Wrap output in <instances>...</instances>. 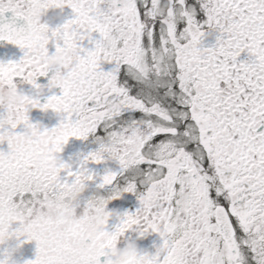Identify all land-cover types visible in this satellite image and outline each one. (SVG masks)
I'll use <instances>...</instances> for the list:
<instances>
[{
    "label": "snow or ice",
    "instance_id": "1",
    "mask_svg": "<svg viewBox=\"0 0 264 264\" xmlns=\"http://www.w3.org/2000/svg\"><path fill=\"white\" fill-rule=\"evenodd\" d=\"M65 7L71 18L54 26L33 21ZM8 12L24 26L5 22ZM50 40L53 54L76 52L59 73L47 64ZM0 41L23 52L0 63V84L20 77L38 97L37 78L51 72L47 87L60 90L43 104L25 96L15 115L0 109V245L5 233L34 241L27 264H113L110 250L135 231L161 243L129 264H264V0H0ZM30 108L59 122L41 130ZM90 137L97 147L75 171L30 165L33 154L59 159L70 139ZM110 144L120 148L118 172L96 183L87 165L109 161L96 151ZM81 177L94 185L89 195L110 187L113 200L134 195L137 209L107 231L111 212L90 217L88 195L83 215L58 207L54 197ZM93 227L98 241L82 248Z\"/></svg>",
    "mask_w": 264,
    "mask_h": 264
},
{
    "label": "flooded vegetation",
    "instance_id": "2",
    "mask_svg": "<svg viewBox=\"0 0 264 264\" xmlns=\"http://www.w3.org/2000/svg\"><path fill=\"white\" fill-rule=\"evenodd\" d=\"M71 9L65 7L63 10H50L44 17H42V22H48L51 26H54L55 23L59 22V20L71 18ZM59 18V19H57ZM5 22L15 21L14 26L19 28L24 26V22L18 18H14L11 12L4 14ZM94 39L98 38L97 34H93ZM84 46H87V41L84 42ZM49 54H53L55 52V42L51 41L47 45ZM23 56V52L16 46L7 44L4 41H0V63H8V62H18ZM245 54H241L240 59H244ZM104 70H107V65H102ZM51 73V72H50ZM49 73V74H50ZM48 74V75H49ZM47 75V76H48ZM39 78V77H38ZM37 78L36 83L41 86V91L39 96L37 97L36 90L31 87V85L23 82L22 78L16 77L13 80V84L16 85L17 91L22 93L25 96L36 99L38 98L40 103L43 104L45 100L53 95L59 94L58 88H53L51 90L48 89L47 84H40ZM29 122L33 124H39L41 126V130L44 128H52L57 125L59 122V117L51 112V110L47 112H41L38 109H29L28 111ZM17 134L23 131V126H18L15 130ZM92 138L90 137L88 140L80 141L76 139H70L66 145H64L62 151L58 154V158L61 162L70 166L72 171H75L79 161L86 156L89 152L95 151V148L92 144ZM0 151H7V143L0 144ZM88 169L93 172L97 176L96 183H99V177H102L105 174V170L111 172H118L119 165L115 161H106L100 165H95L89 163L87 165ZM64 175L63 173L61 174ZM116 182L114 181V184ZM120 186H123L122 184ZM90 190L94 189V185H90ZM110 192V187L104 190H101L97 193L99 196L106 197ZM126 196V194L122 195ZM129 196L127 203H124L125 206H117V215H120L124 212L132 213L138 207V202L136 197L132 194H127ZM122 201V200H121ZM120 201V202H121ZM116 215V216H117ZM116 216L110 217L107 225V231L113 230L115 225L117 224ZM19 227L16 224L15 229ZM14 229V230H15ZM13 230V231H14ZM24 238L21 237V240ZM126 242L133 243L139 252L147 253L148 255H152L155 252V249L159 247L161 241L159 236L154 233H150L144 237H140L135 231H130L125 233ZM19 244V246H17ZM123 246V245H118ZM9 252L11 256V264H27L28 261H32L35 259L36 253V245L35 242L28 243H20L15 238L10 239L6 243L0 245V253ZM104 258H101V264H103Z\"/></svg>",
    "mask_w": 264,
    "mask_h": 264
},
{
    "label": "clouds",
    "instance_id": "3",
    "mask_svg": "<svg viewBox=\"0 0 264 264\" xmlns=\"http://www.w3.org/2000/svg\"><path fill=\"white\" fill-rule=\"evenodd\" d=\"M43 14L37 13L33 17L34 23H47L42 22ZM76 58V52L74 48H65L61 52L53 54L47 60V64L50 70L59 73L65 69L74 59ZM26 104L25 95L17 91L16 87H8L6 85L0 84V109H3L6 114L15 115V110L18 107H23ZM26 139L37 138L35 132L32 129H27L25 131ZM45 141L53 140L51 135L43 138ZM120 150L118 145L110 144L96 151V156L98 159L111 161L117 158V153ZM62 162L59 159L53 158L51 156H43L40 154H33L30 158V165L39 171L45 173H56ZM90 182L86 181L81 177L78 181L74 182L70 187L59 193L54 197L55 204L66 210L70 214L83 215L85 210L81 209V202L88 195V199L91 207L86 211L90 217L96 219L97 222L103 220L104 216L109 213L107 211V203L113 201V196L115 193L107 194L106 197L102 196H92L89 193L92 191L89 187ZM112 216L117 215L111 212ZM27 219V216L25 217ZM10 238L7 233H5L4 240L5 243L9 241ZM99 239L98 229L93 227L88 236L80 241V246L82 248H89L92 244L96 243ZM120 243L123 246L113 247L111 251V256L113 259V264H129V262L139 255L137 247L133 243L125 242L120 239ZM11 260V256H9Z\"/></svg>",
    "mask_w": 264,
    "mask_h": 264
},
{
    "label": "rangeland",
    "instance_id": "4",
    "mask_svg": "<svg viewBox=\"0 0 264 264\" xmlns=\"http://www.w3.org/2000/svg\"><path fill=\"white\" fill-rule=\"evenodd\" d=\"M94 148L96 149L97 145L95 143H92ZM129 196H121L119 199L117 200H113L111 201L108 205H107V211L109 212H114L116 213L117 212V209L118 207L117 206H125L124 203H127V200H128ZM122 200V201H121ZM121 201V202H120ZM116 216V215H114ZM16 227V224L14 223L12 226H11V230H14Z\"/></svg>",
    "mask_w": 264,
    "mask_h": 264
}]
</instances>
